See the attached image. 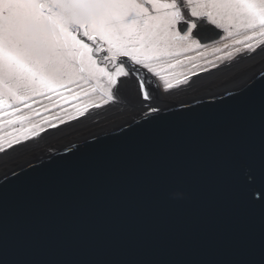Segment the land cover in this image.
<instances>
[{
    "label": "water",
    "instance_id": "obj_1",
    "mask_svg": "<svg viewBox=\"0 0 264 264\" xmlns=\"http://www.w3.org/2000/svg\"><path fill=\"white\" fill-rule=\"evenodd\" d=\"M156 107L0 172V264H264V62Z\"/></svg>",
    "mask_w": 264,
    "mask_h": 264
},
{
    "label": "snow or ice",
    "instance_id": "obj_2",
    "mask_svg": "<svg viewBox=\"0 0 264 264\" xmlns=\"http://www.w3.org/2000/svg\"><path fill=\"white\" fill-rule=\"evenodd\" d=\"M205 22L227 37L242 35L232 45L243 44V51L264 48V0H0V129H12L0 134V152L39 137L47 131L43 123L59 127L49 119L33 123L42 115L35 106L45 100L56 108L69 97L98 94L101 103L77 106L70 120L119 102L135 106L138 101L146 117L159 113L162 109L152 106L158 97L148 77H160L165 89H173L198 76L193 72L173 84L161 71L182 63H168L182 53L204 54L200 49L207 45L194 37ZM232 55L225 52L217 60ZM141 69L144 76L138 75ZM129 79L138 85L135 101L125 96ZM48 111L45 105L43 112Z\"/></svg>",
    "mask_w": 264,
    "mask_h": 264
},
{
    "label": "rangeland",
    "instance_id": "obj_3",
    "mask_svg": "<svg viewBox=\"0 0 264 264\" xmlns=\"http://www.w3.org/2000/svg\"><path fill=\"white\" fill-rule=\"evenodd\" d=\"M221 31L222 33H224V35L219 37V40L216 39V43L207 45L206 50L203 48L200 49V52L204 53L203 55H197L196 51H191L188 53H182L178 57L170 58L168 60V63L170 62L172 64H175L176 59H180L183 61L182 63L175 64V66L172 67V75L175 76V78L181 79L184 76L189 75L190 73L197 72V70H201V67H211V65L205 63V61H213L217 65L230 64L232 62L234 64H237V66H235L233 69L232 77H239L241 76L239 75L240 72H243L245 69L252 68L258 63L261 64L263 62L264 50L261 52V48H257L255 53L253 52V54L251 53V55L249 52L243 51V44L232 45V40L243 39L242 35L227 37V34L222 29ZM226 43L229 44L228 49L223 48L224 44ZM215 48H221L222 51L215 52ZM234 48H241L242 51L240 53H236L233 51ZM225 52H233L232 57L224 59L222 61L217 60V57L224 56ZM185 56L194 57L195 59L187 60L184 59ZM241 57L245 58V60H243V58ZM209 72L211 73L210 69H208V71L206 72L204 71L197 73H199L198 76L205 77V75L209 74ZM162 73L169 74V68H167L166 71ZM158 98L159 102L166 101V98L163 97L160 93H158ZM89 100L95 103H101V101L98 99V94H90V96L88 97L82 96L81 98L75 101H73L71 97H69V100L67 102L61 101L62 106H57L56 108H52L51 104H49L46 100L43 101L42 104L36 105L35 107L41 110L42 115L38 118L33 119V123H41L45 119H49L52 120L53 123L58 124L59 127L51 128L48 126L47 123H43V127L46 128L47 131L42 132L39 137H34L30 142H24L22 145H16L12 149H7L5 152H0V170L4 167L8 168V166L12 165L7 169L9 171L10 169H13L14 166L19 165L21 161H25L26 159H35L39 156L38 153H41V151L42 153H44L47 149L49 151L53 150L54 148H57V146L64 141L63 139L67 140L71 137H78L79 135H82L85 131L94 129L95 127H101L106 123H115L119 120V117L130 115L128 113H131L134 109V107L129 106L127 105V103L124 102L110 103L109 105H105L99 109H90L89 112L86 113L84 116H80L77 119L70 120L69 117L77 116L76 107L88 103ZM45 105H47L49 108L48 112H43V108ZM57 117L59 119H53ZM123 117H121L120 119H122ZM59 120H64L66 121V123L60 124ZM27 126L28 125L25 124V127ZM17 127H19V125H17ZM10 131H12V129L5 125L3 129H0V134H3V132Z\"/></svg>",
    "mask_w": 264,
    "mask_h": 264
},
{
    "label": "flooded vegetation",
    "instance_id": "obj_4",
    "mask_svg": "<svg viewBox=\"0 0 264 264\" xmlns=\"http://www.w3.org/2000/svg\"><path fill=\"white\" fill-rule=\"evenodd\" d=\"M201 28H202V26H201ZM223 35H224V33H222L221 36H223ZM194 38H196V37H194ZM217 40H219V39H217ZM217 40L204 42L203 44L211 45L213 43H216ZM263 50H264L263 48L260 49L261 52ZM247 56H245V57H247ZM241 58H243V57H241ZM243 60H245V58H243ZM233 64L234 63L232 62L230 64H220L216 68H213L212 66L209 68H206V69H210L211 73L209 72V74L205 75V77L195 76L192 78V80L190 81L189 84L181 85V86H179L177 88H173V89H165L163 80H161L160 77L150 76L148 78L152 81V87L156 90L157 97H158V93H160L163 97L166 98V101H168V100H181V99H185L189 96H196L197 97L199 95H202L199 97H205V96L207 97V96H210L213 94H221V92L228 90L230 88V86H233L242 77V76L232 77L233 69L235 66H237V64H234V65ZM145 72H146V70L141 69V71L139 72L138 75L144 76ZM197 72H204V71L197 70ZM172 73L173 72L169 71V74L161 73V75L165 76V78L169 79V81L171 83L175 84L177 78H175V76H173ZM189 75H191V73ZM183 78H181V79H183ZM126 84H127V87L125 89V95L128 92H133V94L136 95V91H137V87H138L136 81L129 79L126 81ZM124 103H126V102H124ZM162 103L163 102H159V98H158L157 100L152 102V106L156 107ZM127 105L131 106L128 103H127ZM132 107H134L133 111L131 113L127 112L130 115H128V116L125 115L124 117L121 116L123 118L120 119L121 117H119V120H123V119H127L129 117H132L134 111L136 112V116L144 114V112L141 111V109L140 110L138 109L139 107L141 108L140 104H135V106H132ZM145 107H147V102H145L144 111H146V109H147Z\"/></svg>",
    "mask_w": 264,
    "mask_h": 264
},
{
    "label": "bare ground",
    "instance_id": "obj_5",
    "mask_svg": "<svg viewBox=\"0 0 264 264\" xmlns=\"http://www.w3.org/2000/svg\"><path fill=\"white\" fill-rule=\"evenodd\" d=\"M263 62H264V60H263ZM254 65H256V64H254ZM261 64L260 63H258L256 66H260ZM256 66H253L252 68H248V69H245L243 72H240L239 73V75H247L248 73H250V71H252L253 70V68H255ZM166 69L167 68H165L163 71H161V73L162 72H165L166 71ZM175 69V68H174ZM158 70H160V69H158ZM169 71H172V68H169ZM205 95V94H204ZM125 96H127V97H129L130 99H133L134 98V94H133V92H128V93H126V95ZM199 96H202V95H199ZM199 96H197V97H199ZM157 100V99H156ZM163 104V103H162ZM161 105V104H160ZM145 108H147V107H145ZM139 110L141 109L140 107L138 108ZM132 116H136V112L134 111L133 112V115ZM89 131H85L82 135L83 136H87L86 135V133H88ZM64 141L66 140V139H63ZM52 141H54V140H52ZM56 142H58V141H56ZM60 143V142H59ZM44 150V149H43ZM46 150V149H45ZM48 151V149L46 150V152ZM46 152H44V153H42V151H41V153H38V155H42V154H45ZM32 159V158H31ZM28 160H30V159H26L25 161H21L19 164H21V163H24V162H26V161H28ZM10 166H12V165H10ZM10 166H8V168L10 167ZM7 167H4L3 169H1L0 170V172H3V171H6L7 169H8Z\"/></svg>",
    "mask_w": 264,
    "mask_h": 264
}]
</instances>
